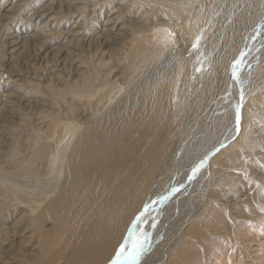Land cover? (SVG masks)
Masks as SVG:
<instances>
[{
    "label": "bare ground",
    "instance_id": "obj_1",
    "mask_svg": "<svg viewBox=\"0 0 264 264\" xmlns=\"http://www.w3.org/2000/svg\"><path fill=\"white\" fill-rule=\"evenodd\" d=\"M28 1L0 4V63L33 55L30 76L19 62L12 92L0 91V215L18 211L0 224V264H111L133 230L147 236L138 264H173L165 257L193 245L184 226L223 161L251 167L253 198L227 204L208 191L209 215L257 210L258 196L264 206V129L245 123L264 127V0H96L91 14L110 13L90 28L88 6L66 0L35 4L24 23ZM55 14L83 21L60 31ZM38 17L51 28L28 22Z\"/></svg>",
    "mask_w": 264,
    "mask_h": 264
},
{
    "label": "rangeland",
    "instance_id": "obj_2",
    "mask_svg": "<svg viewBox=\"0 0 264 264\" xmlns=\"http://www.w3.org/2000/svg\"><path fill=\"white\" fill-rule=\"evenodd\" d=\"M20 1L21 0H0V4L3 3V4H6V6L9 5V7H11L15 3H19ZM71 1H75V5L76 4H80V5L86 4V6L84 5V8H86L88 6L86 9V10H88V11H86L87 17H85V18L86 19L88 18L89 22L90 21L92 22L93 20H96L97 18H98L97 21L99 19L101 20V19L107 18L108 17L107 15H109V13H110L109 7L105 6L104 8H101V7L97 8L98 12H96L95 16L93 14H91V12H92L91 10L93 9V7H95L96 0H66L67 3L71 2ZM88 1H89V3H88ZM50 2H53V0H49V1L48 0H42V1L41 0H30V1H28V3L22 9V14L24 15V21L23 22L27 23L26 19L28 18L29 15L34 14L35 10H40V9L42 10L44 4L46 5V4H49ZM37 3L39 5V6L37 5L38 9L33 10L36 7L35 4H37ZM88 4H90V5H88ZM58 5L59 4L57 2H55V6L57 7ZM66 8H67V5H63V8H61V10H60V14H65V11L67 10ZM56 9H57V11L59 10L58 7ZM57 16H60V20H59L60 25L59 24L57 25L59 27L60 31H68L72 25H77L79 21H80L79 22V24H80L83 21L82 16L80 15L79 18L78 17L75 18V21H73L71 26H66L65 25V22H66L65 17L62 15H59V14H55V17H57ZM39 18L40 17L33 19V20H30L28 22L31 24H34L39 20L38 22L41 23V24H39V27L40 26L43 27V25H44V23H42L43 19L40 20ZM23 22H21L17 26V28L20 29L23 27L22 29L27 28L31 31L32 26L31 27L30 26L24 27L25 25H23ZM89 22L86 23V26L88 24V28H90L96 24V22H94V21H93V24H90ZM97 25H95V27H97ZM77 26H80V25H77ZM98 26H101V25H98ZM42 27H40L41 28L40 30H48L51 28L49 25L44 26L43 28ZM54 29H56V27L53 28L52 30H54ZM5 33H6V31H4V34ZM4 34H3V31L0 32V43H2V41L4 40V38H3V37H5ZM6 39H8L7 41H9L11 39V37L8 36ZM6 46H7L6 48L11 47L9 45H6ZM13 55H14V57H11ZM17 55H18V52H16L15 54L14 53L10 54V55H9V53H7V56H6L7 59L10 56L11 59L14 61H7V59L1 60L2 63H0V74H1L0 75V91L2 92V94H7V93L12 92V90H9V92H8V91H4L3 89L4 88L8 89L6 83H8L9 80H12L15 77H18V76H12V74H8L10 72L13 73V71H17L16 69L20 66L19 62H21L22 59L20 61H18V63L16 65L14 64L18 59ZM32 57H33V55L27 57V59H30V62H28L29 64L27 62H21L23 64V68L26 69V71H23V73L28 72V73L24 74V76L26 78H28L30 76L29 75V74H31L30 72H33V70L31 69V67H32L31 61H33ZM27 64H28V66H27ZM29 66H30V68H29ZM10 67H11V69H10ZM3 68H4V70H3ZM43 79L44 78H42V80ZM44 80H45V83L47 81H49L46 79H44ZM5 81H6V83H5ZM3 85H6V86H3ZM31 88L32 87H29L30 90H31ZM205 102H207V101H205ZM214 102H215V100H210V102L207 103V105L212 106V110L209 111L208 113L213 114V115H214L215 110L218 108V107H215V105L213 104ZM217 102H218V100L216 101V103ZM202 114H203L202 112L197 113L196 116L199 117L200 120L197 121L196 119H193V123H195V122L200 123V121L203 119ZM261 117H262V119H264V111L261 113ZM245 123H246L247 127L252 126L251 128L253 131H256V132L258 131L257 134H260L259 133L260 130L262 129V131H263V129H264V127H262L263 125L260 122L257 123L256 121H250V120L246 119ZM254 140H261V139H253V141ZM223 155H221V157ZM242 155H243L242 157H244V156L248 155V152L244 153ZM224 156L222 157V159L225 158ZM258 158H254V159L256 161H259L261 159L262 161H259V162H264V157H262L263 159L259 158V160H258ZM240 161H241V159L237 160V161H235V160L231 161V163H229V162L226 163L225 161H223V162H220L221 163L220 168H216V166L214 167V168H216V170H218V171L215 170L216 172H214L213 174H215V173L218 174L217 175V178H218L217 183L219 182L218 183L219 186L215 188V186H216L215 183H212L211 184L212 188H210V184H209L208 187L205 189L206 191L201 196H199L195 199V202L192 204L193 205V209H192L193 210V219L190 220L188 223H186L184 226V230L187 229V231L193 232V234H191V235H193V245L189 246V244H186V243H189L188 241L192 240V237L188 240L182 239L181 243L179 244L180 246L178 245V247L175 248L173 250V252L170 253L171 255L170 254L166 255L165 261H167V259H170V257H172L173 258V260H172L173 264H237V263L238 264H260L259 261H257L256 259H258L257 257L263 253L264 236L258 235L257 234L258 232H256V229L258 228V225L260 224L261 221L264 222V206L261 204L262 199L258 196V203L260 201L258 206L259 207L261 206V208L257 207V210H252L251 208L246 210L243 203L241 202L236 207L231 208V210L227 209V207L223 208V210H219V214L217 213L218 216H216L215 214L210 216L209 215L210 204H208V203L205 204L206 200L203 198V196L205 194H207L208 191H210V193L212 191V193L214 194V196H210L209 198L213 197L216 200L219 199L220 201L225 202L227 204H231L230 201L232 198H235L238 201H242L243 198H245V195H247V194H248L247 196L251 195V197L253 198L252 194L254 192L252 191V189H253L252 183L253 182L255 183L256 180L251 181L248 179L253 174L250 171L251 167H247L246 164L243 163V161H241V162ZM224 162H225V164H224ZM259 162H257V163H259ZM222 165H223V167H221ZM262 165L263 166L260 169L262 171H264V163H262ZM244 167H245V169L243 170ZM261 170H259V171H261ZM210 171L211 172L213 171V168L211 167V165L209 166V173H210ZM213 174H211V176H213ZM262 193H260V194L262 195ZM201 198H202L203 203H201ZM252 198H250V200ZM254 202H255V200L252 199L251 203L253 204ZM12 209H13V207L10 208L9 214H8V212H6L4 215L3 214L0 215V224H1L2 228H7V226L12 224L14 222V220L17 218L18 211H16L15 209H13V210ZM11 211H13L12 212L13 214L11 213ZM232 217H237V219H235V226H234L233 231H235L238 234V236H239L238 239H236V235H234L233 231H231V227L229 225L226 226V224H233L234 223V220L232 219ZM26 225L27 224H25V226ZM213 225L215 226V228L212 227ZM199 228H202L203 232H201V233L198 232ZM255 233L257 235H255ZM0 236H1V234H0ZM1 237L3 239V238H5V235L4 236L2 235ZM8 241L9 240H7L6 242H8ZM16 242H17V244H19L21 242V238L18 237ZM19 247H20V245H19ZM22 247H24V248H22ZM20 248L24 252L27 251L25 245L21 246ZM220 257H227V258H225V260H222V259H220Z\"/></svg>",
    "mask_w": 264,
    "mask_h": 264
},
{
    "label": "snow or ice",
    "instance_id": "obj_3",
    "mask_svg": "<svg viewBox=\"0 0 264 264\" xmlns=\"http://www.w3.org/2000/svg\"><path fill=\"white\" fill-rule=\"evenodd\" d=\"M244 56V53H241V57ZM241 61H236V66L234 67L233 71L236 74L238 70V66L240 65ZM239 121H237L238 123ZM204 162L201 161V164ZM199 166L194 169L193 171H197ZM148 206H145V210H147ZM143 215V213H141ZM132 237H135L132 239ZM131 244L129 246L128 242H124L120 245L119 251L116 253L115 259L111 262V264H138V261L143 254L144 247L147 241V236L144 233H140L136 235L135 230L130 233Z\"/></svg>",
    "mask_w": 264,
    "mask_h": 264
}]
</instances>
